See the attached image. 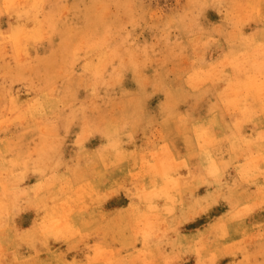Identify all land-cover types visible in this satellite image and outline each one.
<instances>
[{"label": "rangeland", "instance_id": "1", "mask_svg": "<svg viewBox=\"0 0 264 264\" xmlns=\"http://www.w3.org/2000/svg\"><path fill=\"white\" fill-rule=\"evenodd\" d=\"M188 3L0 0L4 264H152L174 252L185 253L181 264H196L197 256L187 245L194 247L225 230L228 247L216 264L264 259L259 185L241 181L235 167L223 175V183L235 189L233 196L218 198L207 185L185 189L178 197L183 206L175 205L172 217L165 210L173 205L161 190L162 179L154 184L149 176L137 184L139 192L125 191L161 134L173 154L190 151L181 120L210 130L216 158L238 155L242 164L251 153H234L233 139L260 134L259 116L237 127L239 112L220 104L228 79L232 89L246 81L234 56L229 62L235 66L224 69L228 75L221 72V61L238 47L227 5L203 10L200 26L218 42L194 53L190 29L177 23L166 29L162 23L177 20ZM25 11L27 16L18 17ZM130 19L138 25L134 30ZM245 19L240 31L258 42L259 16ZM206 73L199 91L189 88V76L195 82ZM125 123L134 137L121 145L117 156L105 150L109 140L100 134V126L115 132ZM195 200L211 207L201 211ZM235 213L239 218L231 219ZM46 218L50 229L53 220L63 225L59 239L41 232Z\"/></svg>", "mask_w": 264, "mask_h": 264}, {"label": "clouds", "instance_id": "2", "mask_svg": "<svg viewBox=\"0 0 264 264\" xmlns=\"http://www.w3.org/2000/svg\"><path fill=\"white\" fill-rule=\"evenodd\" d=\"M159 3V0H156ZM170 0H164L167 5ZM173 7L182 6L181 0H172ZM227 5L226 10L228 15L232 17L233 27L237 30V45L235 50H230L225 56V60L221 61V72L224 76L228 74L224 69L230 64L229 57L234 56L240 61L242 73L246 76V86L243 89L237 90L235 95H230L232 80L228 79V87H225L220 93V104L236 110L240 114V119L236 120V126L239 127L242 123L250 122L253 116H259L261 122L260 134L252 139L235 137L233 139V152L248 151L251 155L242 164L238 155H233L229 159L216 158L211 151V145L214 140L210 130L207 127L190 125L181 120L180 126L185 129V142L189 145L190 151L183 156L173 154L167 139L161 134L155 142L154 147L149 156L150 159H143V169L135 174L134 182L130 188H126L132 194L134 191L139 192L137 184L144 178L151 176L152 182L155 184L156 179H162L164 186L162 191L168 194V199L173 206L166 207V212L169 217L174 216L176 212L175 205L183 206V201L178 199L183 194L185 189H192L207 185L210 188H215L218 198L229 199L234 195L235 189L231 186H226L223 183V175L230 167H235L238 171L240 180L245 183H258L260 203L264 205V0H189L186 10L174 21H162L164 27L170 28L173 23L182 24L190 29L193 40L190 43L193 45V52L198 48H207L212 44L217 43L216 35L211 32H206L199 23V19L203 14V10L209 7L219 6L221 8ZM4 7H13V5L5 3ZM33 7H37L33 5ZM28 11L18 13V17H25ZM259 16L260 24L255 30L259 36V41L243 36L240 29L248 20L245 17L251 18ZM129 23L133 30L137 27L135 19H130ZM131 35V33H129ZM123 63V61H121ZM196 63V60H193ZM205 74L195 82L193 77L189 76V88L193 91H199L200 86L206 82ZM171 117L166 118L164 123H167ZM100 134L106 136L109 143L105 145V150H112L119 156V149L124 142L131 143L134 133L129 125L125 123L123 127L116 129L115 132L109 131L110 126L102 124L100 126ZM127 138L125 141L124 138ZM195 146V150L193 147ZM193 160L198 163L194 164ZM185 172V175L181 173ZM155 191V189H154ZM211 195V193H210ZM194 203L200 206L201 211H207L211 204H207L201 200H195ZM215 203V200L212 201ZM149 207L155 210V205L149 200ZM249 208L248 203L244 204V209ZM240 213H235L231 219L239 218ZM41 232L45 235L55 236L59 239L63 231V225L60 221L53 220L52 228L49 227L47 218L40 226ZM227 236V231L222 233H213L209 240L201 239L197 241L193 247L188 244L189 251H194L197 256L196 264H216L217 257L225 252L228 247L224 244V237ZM185 253H172L168 257L153 261L152 264H181L180 256ZM264 257V251L261 252ZM0 264L4 261L0 259ZM11 264H19L13 260ZM71 264H79L73 260ZM242 264H253V262L245 261ZM254 264H264V259L257 260Z\"/></svg>", "mask_w": 264, "mask_h": 264}, {"label": "bare ground", "instance_id": "3", "mask_svg": "<svg viewBox=\"0 0 264 264\" xmlns=\"http://www.w3.org/2000/svg\"><path fill=\"white\" fill-rule=\"evenodd\" d=\"M37 21V20H36ZM34 26H36L37 28H38V25H37V23H35L34 24ZM243 82V84L241 85V86H239V88H236V86L235 87H233V89L231 88V93H234V94H236V91L237 90H240V89H243V88H245L246 86H248V84L246 83V81L245 80H243L242 81Z\"/></svg>", "mask_w": 264, "mask_h": 264}]
</instances>
